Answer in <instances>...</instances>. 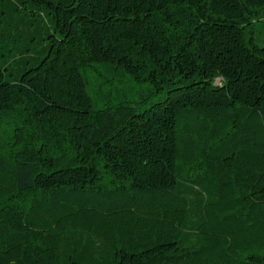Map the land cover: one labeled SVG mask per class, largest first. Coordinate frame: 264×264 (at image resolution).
Segmentation results:
<instances>
[{"label": "trees", "instance_id": "trees-1", "mask_svg": "<svg viewBox=\"0 0 264 264\" xmlns=\"http://www.w3.org/2000/svg\"><path fill=\"white\" fill-rule=\"evenodd\" d=\"M264 0H0V264H264Z\"/></svg>", "mask_w": 264, "mask_h": 264}, {"label": "rangeland", "instance_id": "rangeland-1", "mask_svg": "<svg viewBox=\"0 0 264 264\" xmlns=\"http://www.w3.org/2000/svg\"><path fill=\"white\" fill-rule=\"evenodd\" d=\"M255 37L259 44H264V20L257 22Z\"/></svg>", "mask_w": 264, "mask_h": 264}]
</instances>
